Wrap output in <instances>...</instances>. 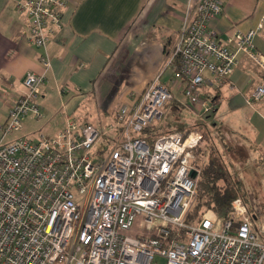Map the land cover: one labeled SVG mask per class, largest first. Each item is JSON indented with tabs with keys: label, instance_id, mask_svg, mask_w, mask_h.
<instances>
[{
	"label": "built area",
	"instance_id": "1",
	"mask_svg": "<svg viewBox=\"0 0 264 264\" xmlns=\"http://www.w3.org/2000/svg\"><path fill=\"white\" fill-rule=\"evenodd\" d=\"M70 2L28 0L18 7L29 16V42L44 51V72L26 74L4 137L21 133L30 116L42 119L36 102L52 66L47 50ZM224 5L199 1L161 74L171 70L184 98L204 108L203 116L214 108L202 99V88L208 82L220 88L240 53L264 70L253 43L258 29L220 40L212 27ZM173 98L159 76L131 108H120L104 132L70 115L55 138L0 143V264H264V230L255 232L242 199L232 203L228 218L209 211L199 224H188L200 176L193 151L202 135L167 134L153 145L141 137L164 119ZM263 99L260 85L251 102ZM109 135L106 153L100 142ZM138 221L146 233H134Z\"/></svg>",
	"mask_w": 264,
	"mask_h": 264
},
{
	"label": "crops",
	"instance_id": "2",
	"mask_svg": "<svg viewBox=\"0 0 264 264\" xmlns=\"http://www.w3.org/2000/svg\"><path fill=\"white\" fill-rule=\"evenodd\" d=\"M26 1L0 0V143L5 140L2 127L8 121L9 111L25 92L26 74L44 72L40 63L44 52L29 42V16L18 8ZM199 1L72 0L64 11L62 29L47 50L52 66L37 99L43 118L37 121L30 116L23 131L25 127L35 130L23 137L32 141L39 140L41 135L55 138L70 115L81 126L97 128L104 121L108 126L114 124L120 108H131L159 76L174 96L170 103L179 107L171 115L186 114L181 112L185 103L178 102L163 81L167 72L161 74L180 30ZM212 27L220 40L258 29L253 43L264 58V0H225L223 13ZM126 81L133 87L123 89L116 104L120 86H125ZM260 85H264V70L240 53L236 69L220 88L208 82L201 90L202 99L214 108L211 114L218 112L219 105L228 109L225 113L229 117L218 124L232 123L230 129L240 134L246 161L250 162L264 158L256 140L257 129L244 116L253 109L264 114V99L251 102Z\"/></svg>",
	"mask_w": 264,
	"mask_h": 264
},
{
	"label": "trees",
	"instance_id": "3",
	"mask_svg": "<svg viewBox=\"0 0 264 264\" xmlns=\"http://www.w3.org/2000/svg\"><path fill=\"white\" fill-rule=\"evenodd\" d=\"M170 106H172L171 103L167 105L165 110L171 109ZM177 116L173 120L175 123L169 120L168 126L162 121L148 126L141 137L148 144L153 145L157 139L167 134L181 133L186 138L193 129L203 134V145L193 151L195 156L193 163L200 170V176L198 179V200L188 217V224H199L204 214L209 211H212L218 218H228L232 212V203L237 199L244 201L253 218L263 219L264 197L257 192L259 191L257 190V182L255 183L252 177L250 183H247L243 179L244 176L241 175L242 169L244 171H249L253 167L255 169L257 162L246 161L237 155L239 152L237 148L242 149L243 147L238 140L240 134L230 128L227 129L226 123L228 122L218 124L212 129L204 124H195L193 125L194 128L188 126L176 131L172 126L176 127L178 126L177 123L182 121L178 120ZM180 117L182 118V116ZM166 131L169 133H165ZM112 139L113 135L103 139L101 147L107 148L106 144H111ZM233 139L236 144L238 143V146L233 145ZM262 176H264V169ZM172 235H177V232H173Z\"/></svg>",
	"mask_w": 264,
	"mask_h": 264
},
{
	"label": "rangeland",
	"instance_id": "4",
	"mask_svg": "<svg viewBox=\"0 0 264 264\" xmlns=\"http://www.w3.org/2000/svg\"><path fill=\"white\" fill-rule=\"evenodd\" d=\"M174 48V47H173ZM167 72V73H166ZM164 74L165 76L163 77V81L164 83L174 92L176 98L178 99V102H182L183 101V104L185 105L184 109L181 110V112H187L186 114H183L182 118L180 116H177V119L178 120H182L181 123H177L178 126L176 127H173V129H175L176 131H180L181 128L183 127H191V128H194L193 125L195 124H204L206 125L208 128H211L214 127L213 123H220V121L222 119L225 118V116H228V114H226L225 112H227V108L226 110H224L223 108L225 107H222V106H218V112L215 113V114H211V113H207L205 116H203V110L204 108H196L193 104L189 103L184 97L183 95L181 94L182 93V87L179 86L178 82L175 80L174 78V75H173V72L171 70H167ZM128 79V74L126 76ZM130 81V80H129ZM120 93L118 94V97L116 99V104H119L120 100H119V95L123 94V89H128L130 90L132 87H133V84L126 81L125 82V86H120ZM135 87V85H134ZM60 95V98L62 99L63 96L61 95V93H59ZM173 108H179L176 104L175 106L172 105V108L170 109H167L165 110V117L163 119V123L166 124L167 126L169 125L168 123L170 122L169 120H172V123H175L173 122L174 119H176V117H173L171 114L174 113V109ZM254 110V109H253ZM250 111L248 112V114H245L244 116H246V119L248 120H251L252 122V125L256 127L257 129V133H258V138L256 139L257 142L259 143L260 145V150H262L264 152V114L261 112V111ZM173 112V113H172ZM207 116H209L210 118H208ZM240 116H243V115H240ZM232 117H235V116H230V118ZM202 118V119H200ZM208 118V119H207ZM177 120V122H178ZM184 120V121H183ZM199 122V123H198ZM107 121H104L103 122V126H99L97 127L99 130H101L102 132L106 131L108 125L106 124ZM228 128L229 129L230 127H233L231 124V122L229 121L228 123H226ZM175 125V124H174ZM171 127V126H170ZM189 129V128H188ZM32 130H35V128H26L25 127V130L21 133H14L12 134L11 136H7L5 137V140L3 141L4 144H11L17 140H19L20 138H22L26 133H28L29 131H32ZM192 132H198L202 135V140H201V143L199 144V146H202V141H203V134L197 130H194ZM165 133H169L168 131H166ZM239 140V139H238ZM103 141L102 140L100 142V146L103 145ZM233 145H237L238 146V143L236 144L235 143V140L233 139ZM257 143V144H258ZM107 146V151L106 153L109 151L110 147H109V144H106ZM198 146V147H199ZM239 148H241L239 146ZM237 151L239 155V157L241 159H244V160H247V157H246V150L245 148L242 147V149H238L237 148ZM259 160L257 161V164H256V168L253 169L250 168L249 171H244L242 169V173L241 175L244 176L243 179H245L247 181V183H250V179L253 177V180L254 182L256 183L257 182V191L258 194H260L261 196L264 197V185H263V180H264V176H262L263 174V169H264V166H263V163H264V158L262 157H258ZM257 158V159H258ZM195 162V160L193 161ZM244 162V161H243ZM194 164V163H193ZM261 181V182H260ZM261 183V184H260ZM244 202V201H243ZM246 205V204H245ZM246 209H247V212H248V208L246 206ZM248 216L250 217V219L252 220L253 224H254V230L255 232H257L258 234H260L258 231H260V229H263L264 230V218L261 219V220H258L257 218H253L249 212H248ZM258 230V231H257ZM148 231V229L146 227H141V222L138 221L136 226H135V232H143V233H146ZM134 235V234H133ZM260 237L262 239H264V236H261Z\"/></svg>",
	"mask_w": 264,
	"mask_h": 264
},
{
	"label": "water",
	"instance_id": "5",
	"mask_svg": "<svg viewBox=\"0 0 264 264\" xmlns=\"http://www.w3.org/2000/svg\"><path fill=\"white\" fill-rule=\"evenodd\" d=\"M191 176H192L193 178H196V177H197V172H196V171H192ZM255 219H256V218H255Z\"/></svg>",
	"mask_w": 264,
	"mask_h": 264
}]
</instances>
